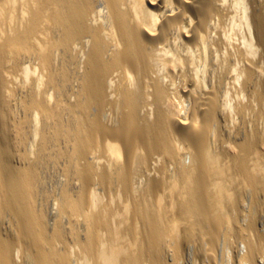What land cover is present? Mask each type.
<instances>
[{"label": "bare ground", "instance_id": "obj_1", "mask_svg": "<svg viewBox=\"0 0 264 264\" xmlns=\"http://www.w3.org/2000/svg\"><path fill=\"white\" fill-rule=\"evenodd\" d=\"M262 1L0 0V264H264Z\"/></svg>", "mask_w": 264, "mask_h": 264}, {"label": "rangeland", "instance_id": "obj_2", "mask_svg": "<svg viewBox=\"0 0 264 264\" xmlns=\"http://www.w3.org/2000/svg\"><path fill=\"white\" fill-rule=\"evenodd\" d=\"M259 1H260V0H259ZM261 1H262V0H261ZM262 3L264 4V1H262ZM262 3H261V4H262ZM263 4H262V6H264ZM263 8H264V7H263ZM263 11H264V9H263Z\"/></svg>", "mask_w": 264, "mask_h": 264}]
</instances>
